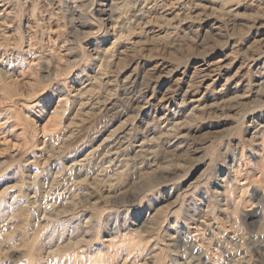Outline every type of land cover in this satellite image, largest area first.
<instances>
[{"label":"rangeland","instance_id":"rangeland-1","mask_svg":"<svg viewBox=\"0 0 264 264\" xmlns=\"http://www.w3.org/2000/svg\"><path fill=\"white\" fill-rule=\"evenodd\" d=\"M0 264H264V0H0Z\"/></svg>","mask_w":264,"mask_h":264},{"label":"bare ground","instance_id":"bare-ground-1","mask_svg":"<svg viewBox=\"0 0 264 264\" xmlns=\"http://www.w3.org/2000/svg\"><path fill=\"white\" fill-rule=\"evenodd\" d=\"M100 58V57H99ZM101 59V58H100ZM206 67H207V65H206ZM203 68H205V67H203ZM215 68V67H214ZM217 68V67H216ZM212 69V68H211ZM210 71V70H209ZM199 73V72H198ZM214 74V73H213ZM171 92V91H170ZM169 97V96H168ZM163 99H164V97H163ZM160 101V100H159ZM164 101V100H163ZM221 193V192H220ZM43 218H45V216L44 217H42L41 219H43ZM50 255V254H49ZM48 255V256H49Z\"/></svg>","mask_w":264,"mask_h":264}]
</instances>
